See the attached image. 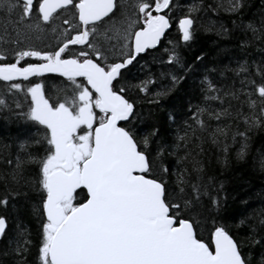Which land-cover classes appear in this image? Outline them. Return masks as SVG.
<instances>
[{"label":"snow or ice","instance_id":"6c2138e0","mask_svg":"<svg viewBox=\"0 0 264 264\" xmlns=\"http://www.w3.org/2000/svg\"><path fill=\"white\" fill-rule=\"evenodd\" d=\"M174 7V0H0V17L14 18L13 44L22 35L46 31L57 40L51 50L18 48L14 60L0 53V82L6 86L0 109L9 108L8 96L22 94L27 111L16 114L36 129L31 139L36 151L26 160L17 156L14 165L7 161L12 168L0 176L5 188L0 206L27 195L9 190V180L19 185L23 165L35 166L38 264H253L243 243L215 218L204 236L201 197L207 196L217 212L222 202L211 194L212 178L204 179L202 156L209 144L225 154L226 162L229 139L246 140L248 131L264 126V61L227 69L236 79L226 86L209 77L217 69H208L199 103L189 99L179 121L177 109L168 112L169 127L176 126L169 141L158 126L145 124L128 92L134 87L145 97L151 94L149 103L159 105L183 77L172 75L171 87L153 91L151 77L128 85L124 73L172 28ZM242 7L243 0H217L205 11L238 14ZM197 11L193 5L176 22L185 44L193 39ZM243 30L253 40H264V19ZM220 31H226L223 25ZM168 62H179L175 53ZM46 74L66 82L53 85L54 97L41 79ZM246 147L241 143L238 158ZM168 157L174 158L170 164ZM259 227L264 228V218ZM7 230L8 221L0 215V237ZM255 234L253 225L249 239L264 249V236L253 239ZM31 243L20 234L12 249L20 258L17 264H23ZM256 264H264V252Z\"/></svg>","mask_w":264,"mask_h":264},{"label":"trees","instance_id":"16d2710c","mask_svg":"<svg viewBox=\"0 0 264 264\" xmlns=\"http://www.w3.org/2000/svg\"><path fill=\"white\" fill-rule=\"evenodd\" d=\"M127 2L128 0L121 1L122 4ZM216 2L217 0H174L172 28L155 49L148 50L139 63L129 66L130 70L124 73V83L128 85H135L151 77L156 82L153 91L161 87H171L172 75L183 77L168 96L160 98L159 105L149 103L151 94L145 97L138 94L134 87L128 92L130 99L137 100V110L145 124L158 126L169 141L176 126L169 127L168 112L173 108L177 109L179 121L183 118V106L189 99L193 104L199 103L201 81L208 69H217L216 72L208 73L209 77L217 82L218 86H226L236 79L234 73L227 69L237 67L240 62H247L251 66L253 62L264 61V40H253L252 33L243 30V26L249 22L259 26L264 19V0H243V7L238 14L223 10L205 11L209 5L215 6ZM193 5L199 6L200 11L192 13L196 21L195 31L192 41L185 44L179 39L176 21L188 14V9ZM116 18L119 19V13ZM13 19L0 17V53H4L9 60H14L13 53L18 48L32 47L44 50L56 45L57 40L51 31L39 35H22L19 37L20 43L13 44L11 41L17 39ZM221 25L226 31H220L218 34ZM173 53L178 58V63L168 62ZM197 57L202 60H197ZM188 66H191V69L186 71ZM222 70L223 76L220 75ZM45 80L53 97L56 91L53 85L63 87L66 84L62 77L56 75H46ZM5 94L6 86L0 82V96ZM14 100H19L23 107L17 109ZM8 104L9 108L0 109V176H7L11 172L12 166L7 163L8 160L14 165L17 156L26 160L28 152L36 151L35 146L31 145L36 129L16 114L27 111L24 96H8ZM233 127L236 125L233 124ZM244 129L245 126L241 123L239 130ZM228 143L226 162L222 151L209 144L204 145V179L207 181L208 177L212 178L211 194L219 197L222 202L217 212L212 208L207 196L201 197L200 211L206 220L204 236H207V229L211 228L215 218L218 223L226 225L230 233L243 243V251L250 254L253 264H256L264 249L253 245L249 237L252 235L253 225H256V234L252 238L264 236V228L259 227L260 219L264 218V126L248 131L246 140L237 137L235 143L231 139ZM241 143H245L247 147L243 158H238L237 151ZM21 144H25V148H21ZM173 159L168 157L166 163L170 164ZM22 171L23 177L19 185L9 180V190L16 189L21 193L26 192L27 195L10 199L7 208L0 206V215L5 216L8 221L7 235L0 237V264H17L20 258L12 249L16 247V240L21 233L32 241L29 251L23 257V264H38V220L33 213V206L38 205L39 197L31 183L36 179L35 166L24 164ZM4 194V183L0 181V196ZM189 194L191 195L190 189ZM242 220L245 223L241 224ZM6 252L7 255L4 254Z\"/></svg>","mask_w":264,"mask_h":264},{"label":"flooded vegetation","instance_id":"af4514ba","mask_svg":"<svg viewBox=\"0 0 264 264\" xmlns=\"http://www.w3.org/2000/svg\"><path fill=\"white\" fill-rule=\"evenodd\" d=\"M65 15H69V16H70V13H66ZM57 24H60V21H59V20L57 21ZM54 46H55V45H54ZM54 46H53V47H54ZM51 48H52V47H50V49H44V50H51ZM38 49L41 50V48H38ZM13 54H14V53H13ZM41 79H45V78H41Z\"/></svg>","mask_w":264,"mask_h":264},{"label":"rangeland","instance_id":"374dc122","mask_svg":"<svg viewBox=\"0 0 264 264\" xmlns=\"http://www.w3.org/2000/svg\"><path fill=\"white\" fill-rule=\"evenodd\" d=\"M122 0H120V2H121ZM132 10V9H131ZM174 10V9H173ZM172 15H173V13H172ZM115 19H117V18H115Z\"/></svg>","mask_w":264,"mask_h":264},{"label":"water","instance_id":"95a60500","mask_svg":"<svg viewBox=\"0 0 264 264\" xmlns=\"http://www.w3.org/2000/svg\"><path fill=\"white\" fill-rule=\"evenodd\" d=\"M163 38V37H162Z\"/></svg>","mask_w":264,"mask_h":264}]
</instances>
